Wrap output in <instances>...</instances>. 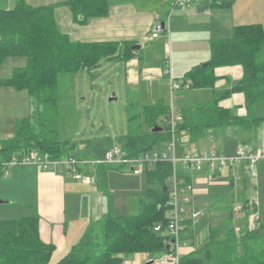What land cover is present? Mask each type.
I'll return each mask as SVG.
<instances>
[{
	"label": "trees",
	"instance_id": "obj_1",
	"mask_svg": "<svg viewBox=\"0 0 264 264\" xmlns=\"http://www.w3.org/2000/svg\"><path fill=\"white\" fill-rule=\"evenodd\" d=\"M234 1L210 0L208 5L230 7ZM60 4L67 5L79 23L105 16L109 9V0H65L42 5L15 0L13 7L0 8V68L8 58H25V64L15 66L11 77L0 84L26 90L30 109L27 117L15 123L12 136L0 141V177L6 170L4 162L32 150L78 156L77 144L57 139L52 129L59 75L95 69L101 60L131 57L132 43L128 41L70 39L55 20L54 10ZM210 50L206 61L185 73L183 87L212 88L217 79L215 69L222 66L239 65L242 75L230 88L214 92L208 101L183 107L180 119L176 118L175 132L177 141L184 146L196 142L210 128L234 125L252 131L264 120L254 112L256 104L264 103V27L257 23L235 25L229 36L213 39ZM233 93L243 95L245 114H236L220 105L221 100ZM141 113L146 129L129 130L119 143L127 157L162 149L170 138L169 123L161 121L170 114L169 103L158 99L143 106ZM156 127L161 130L153 131ZM111 165H96L95 173L106 176ZM114 167L121 169L122 165ZM171 171V163L165 161L144 170L145 184L138 212L115 215L108 210L99 223L90 222L78 242L53 264H122L128 254L161 256L169 252L171 238L164 226ZM183 177L190 180L184 173ZM239 211L245 220L240 232L236 231L232 218L210 228L206 241L197 250L180 256L179 264H264V221L258 220V205L245 200ZM39 223L38 215L0 218V264H49L54 245L41 238ZM157 224L162 225L160 232L154 231ZM190 224L185 222L181 240L192 238Z\"/></svg>",
	"mask_w": 264,
	"mask_h": 264
},
{
	"label": "crops",
	"instance_id": "obj_2",
	"mask_svg": "<svg viewBox=\"0 0 264 264\" xmlns=\"http://www.w3.org/2000/svg\"><path fill=\"white\" fill-rule=\"evenodd\" d=\"M26 1L31 5H42L61 3L65 0ZM209 1L190 0L183 7H173L172 0H109V9L105 16L90 18L85 23L74 20L70 8L60 4L55 7L54 16L60 30L74 41L131 42V57L127 60L119 59L116 62L123 63L126 69L129 64L130 70L132 69L130 87L136 90L137 97L139 77L144 76L142 78L145 81H150L149 77H156L151 75L161 73L165 63L168 62V54L174 66V81L176 80L179 84V88L172 90L170 87V102L160 96L154 98L153 102L163 99L169 103L170 109L174 110L176 118L180 119L183 107H193L208 101L214 92L230 88L242 75V68L239 65L222 66L215 69L217 79L212 88L183 87L185 73L210 57L211 41L229 36L235 25L257 23L264 27V0H235L230 7L209 6ZM6 2L7 7L11 8L15 0H6ZM157 23L162 24L164 29L157 37H152L153 27ZM186 44L192 45L193 50H187ZM133 45H139V48H132ZM5 62L6 60L2 66ZM152 64L155 68H152ZM175 64H181V67L176 69ZM2 66L0 81L9 79L15 67L10 66L7 71L1 73ZM163 74H165L164 71ZM195 91H197L196 94H194ZM220 105L233 109L236 114H245L244 99L241 93L231 94L221 100ZM143 106L145 104L142 105L141 111ZM26 108H29V96L26 90L0 84V141L5 138L3 131L7 129L6 138L11 137L10 130L12 129L13 133L15 123L27 117L24 115ZM212 129L215 128L204 132L203 136L195 142L196 146L193 149L214 148L213 141L209 138L211 133L208 132ZM222 132L230 135L229 138L233 143L227 144V150L215 149L227 154L233 155L236 149L244 143L252 145L256 150L264 147V144L259 141V131L256 133L253 130L247 131L241 127L229 125L225 126ZM187 149L183 144H178L177 154H182ZM259 162L256 165V177L248 175V168L244 162L221 170L204 167L200 171L184 173L189 177L193 186L191 202L187 207L184 220L186 223L191 222L190 228L193 236L181 240L185 242V245L180 247V256L197 250L206 241L210 228L219 227L230 218L233 219L232 223L236 231L240 232L245 220L239 208L245 200H253L257 203L258 220L261 221L257 179H262L264 176V163ZM84 168L83 173L90 172L89 167ZM95 172L94 169V175ZM3 177L4 179L0 178V195L4 196L2 192L8 190L31 196V198L24 196L19 198L21 203L32 201L34 204L36 214L32 212L29 215L39 216L41 238L54 245L52 253L64 252L66 254L75 243L70 237L73 236L71 233L77 230L79 234L75 239L78 240L89 224V220L91 222L92 216L88 214L89 209L84 207V197L91 189L88 185L90 183L86 180L73 179L68 171H47L36 165L23 163L9 166ZM207 185L209 190L206 189ZM106 191L105 180L104 192ZM225 196L229 199V205L223 208L222 202L226 199ZM76 224L77 227H75ZM159 258L160 256L149 253H133L126 255L122 264H145L151 260H153L152 264H172L161 262Z\"/></svg>",
	"mask_w": 264,
	"mask_h": 264
},
{
	"label": "rangeland",
	"instance_id": "obj_3",
	"mask_svg": "<svg viewBox=\"0 0 264 264\" xmlns=\"http://www.w3.org/2000/svg\"><path fill=\"white\" fill-rule=\"evenodd\" d=\"M0 8L10 7H7L6 0H0ZM186 48L187 50H193V46L189 44H186ZM167 59L168 62L165 63L161 73L151 75L156 77H149L150 81L143 80L142 77L144 76L139 77L138 97L136 90L130 87L132 69L130 70L129 64H127L126 69L121 62L101 60L95 69H81L76 73L60 74L56 95L57 103L53 114L55 124L52 129H54L55 137L60 140L75 142L77 144L75 149L78 154L77 157L92 159L102 157L105 151L115 144L118 145L121 137L129 130L146 129L141 113L142 105H148L158 96L164 97L168 102L171 100L170 79L166 74H163V71L169 68L173 79L175 78V71L173 72L174 66L168 54ZM24 64L25 58L23 57L8 58L2 66L1 73L7 71L10 66H22ZM180 67L181 64H175L176 69ZM29 110V108H26L24 115L28 116ZM254 112L256 115L264 117V103L256 104ZM50 114L48 111L47 115ZM223 128L220 127L219 129L217 127L209 130L208 132L211 133L209 138L210 141H213L214 148L227 150V144L233 142L229 138L230 135L222 132ZM11 130L10 133L12 134ZM253 131H256V133L259 131V141L264 144V120ZM7 133V129L3 131L5 138ZM178 144L177 141V146ZM194 146H196L195 142L187 145L186 148L193 149ZM259 163L263 164L264 161ZM111 166L110 169L106 170V179L105 176L96 173L97 175L93 174L95 183L88 184L91 189L88 191V195L84 197V207L89 209L88 214L92 216L91 222L93 224L99 223L108 210H111L115 215H128L138 212V201L143 193L145 175H134L130 171L131 164L123 166L122 169L115 168L113 164ZM93 168L96 169L95 166L89 167L90 173H93ZM81 170L85 172L83 166H81ZM0 178L4 179L3 176ZM105 180L107 184L106 192H104L105 184H101ZM257 180L259 181L257 195L259 216L260 220L264 221V176L262 179L258 178ZM206 189L209 190V186ZM10 192L8 190L2 192L5 197L0 195V218H18L32 212L36 214L32 201L27 203L22 201L21 203L19 197L24 195L16 191ZM24 197L31 198L28 195ZM225 198L222 202L223 208L227 204L229 205V199L226 196ZM75 227H77V224ZM71 234L73 235L70 236L73 238L72 241L78 242L79 239H75L79 234L77 230ZM204 234H207L206 230ZM64 255V252L52 253L49 264L55 263Z\"/></svg>",
	"mask_w": 264,
	"mask_h": 264
},
{
	"label": "built area",
	"instance_id": "obj_4",
	"mask_svg": "<svg viewBox=\"0 0 264 264\" xmlns=\"http://www.w3.org/2000/svg\"><path fill=\"white\" fill-rule=\"evenodd\" d=\"M189 2L190 0H172L171 4L173 7H183ZM163 29V25L157 23L153 27L151 36L157 37ZM164 73L170 79L171 89H178L179 84L172 78L170 69L166 68ZM161 121L170 125V138L162 149L146 151L136 157H127L121 147L115 144L104 152L102 157H94L92 159L73 155L56 156L47 151L32 150L22 157L14 155L10 161L4 162L3 165H5L6 170L3 175H6L9 166L23 163L33 164L47 171H68L75 180H86L89 183H95L93 173H83L80 170L81 166L93 167L100 164L126 166L131 164L130 171L137 175L143 173L146 169L153 168L158 162L171 163L172 171L167 180V221L164 226V230L171 238V241H169L170 251L162 254L159 259L161 262L179 264L180 247L185 245V242L181 241L180 236L184 230L185 215L191 202V192L193 190L191 181H186L183 173L200 171L204 167L212 170H221L244 162L248 168V175L256 177V165L260 160H264V147L256 150L252 145L244 143L236 149L233 155L215 148L206 150L187 149L178 155V139L175 132L176 115L174 110L170 109L169 116L163 117ZM161 230V224L154 226V231L160 232Z\"/></svg>",
	"mask_w": 264,
	"mask_h": 264
},
{
	"label": "water",
	"instance_id": "obj_5",
	"mask_svg": "<svg viewBox=\"0 0 264 264\" xmlns=\"http://www.w3.org/2000/svg\"><path fill=\"white\" fill-rule=\"evenodd\" d=\"M132 48H139V45H133V47ZM153 131H157V130H161V127H156V128H153L152 129ZM153 263V260H151V261H148V262H146L145 264H152Z\"/></svg>",
	"mask_w": 264,
	"mask_h": 264
}]
</instances>
